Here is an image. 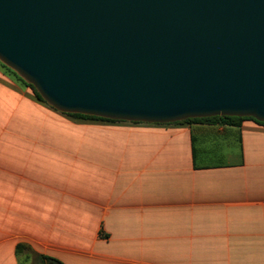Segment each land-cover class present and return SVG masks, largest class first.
I'll return each instance as SVG.
<instances>
[{
  "label": "crops",
  "instance_id": "crops-1",
  "mask_svg": "<svg viewBox=\"0 0 264 264\" xmlns=\"http://www.w3.org/2000/svg\"><path fill=\"white\" fill-rule=\"evenodd\" d=\"M23 254L264 264V125L77 117L0 65V264Z\"/></svg>",
  "mask_w": 264,
  "mask_h": 264
},
{
  "label": "water",
  "instance_id": "water-1",
  "mask_svg": "<svg viewBox=\"0 0 264 264\" xmlns=\"http://www.w3.org/2000/svg\"><path fill=\"white\" fill-rule=\"evenodd\" d=\"M0 63L65 114L264 122V0H0Z\"/></svg>",
  "mask_w": 264,
  "mask_h": 264
},
{
  "label": "trees",
  "instance_id": "trees-1",
  "mask_svg": "<svg viewBox=\"0 0 264 264\" xmlns=\"http://www.w3.org/2000/svg\"><path fill=\"white\" fill-rule=\"evenodd\" d=\"M0 65L2 66V68L5 69V71L15 77L18 81H20L21 83H23L25 86L31 88L33 90V92L35 93V95L37 96V98L44 102L45 101L41 98V96L37 93V91L33 88L32 85L27 84L25 81H23L14 71H12L11 69H9L8 67L4 66L2 63H0ZM73 116H77V117H83V118H91V119H101V120H109V119H104V118H99V117H94V116H87V115H81V114H71ZM246 119H250L253 120L259 124L264 125V122H258L255 119L251 118V117H233V116H216V117H210V118H195V119H187L185 121H181V122H175V123H185V122H217V123H222V124H227V125H237L239 124L241 121L246 120ZM109 121H114V120H109ZM26 249V246L24 245H18L17 250L19 252H21L22 250ZM40 260L39 264H63L60 261H58L57 259L51 258V257H45V256H38L37 257Z\"/></svg>",
  "mask_w": 264,
  "mask_h": 264
},
{
  "label": "rangeland",
  "instance_id": "rangeland-1",
  "mask_svg": "<svg viewBox=\"0 0 264 264\" xmlns=\"http://www.w3.org/2000/svg\"><path fill=\"white\" fill-rule=\"evenodd\" d=\"M22 259L23 260H21V264H39L37 262V259L34 258L32 255L27 256V255L23 254Z\"/></svg>",
  "mask_w": 264,
  "mask_h": 264
}]
</instances>
